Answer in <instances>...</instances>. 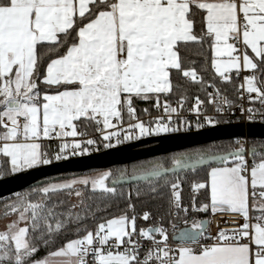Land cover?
Here are the masks:
<instances>
[{"label": "snow or ice", "instance_id": "6c2138e0", "mask_svg": "<svg viewBox=\"0 0 264 264\" xmlns=\"http://www.w3.org/2000/svg\"><path fill=\"white\" fill-rule=\"evenodd\" d=\"M205 42L223 82H231L233 72L253 71L240 87L264 105V79L254 71L264 64V0H0V171L21 173L99 151L98 140L79 130L82 125L95 127L105 149L180 132L186 97L176 107L165 100L164 115L147 122L134 106L136 100L154 99L161 108V94L176 87L174 74L202 90L213 88L208 103L224 115L232 101L204 81L195 61L186 66L182 56ZM203 104L197 96L191 109L196 128L220 124L204 115ZM241 111L252 120L258 110L241 106ZM182 124L184 131L192 127L186 118ZM44 141L56 142V150L50 154ZM236 145L219 155L175 154L170 167L154 161L131 173L74 175L15 193L3 203L4 215L16 218L0 231V264H264V151L246 149L239 140ZM203 166L206 177L191 183L193 195L185 205L187 174ZM129 175L145 181L147 190L137 184L135 192L126 191ZM84 190L101 193L108 203L93 211L84 205ZM60 194L77 197L84 211L58 212L63 201L54 198ZM144 196L164 200L165 212L158 223L138 227V220H153L151 211L138 213L133 203ZM120 200L126 201L121 214L102 217L94 229L81 226ZM201 213L242 222L217 225L212 234L211 221H190ZM178 219L190 227L176 235ZM73 224L78 238L38 256Z\"/></svg>", "mask_w": 264, "mask_h": 264}, {"label": "trees", "instance_id": "16d2710c", "mask_svg": "<svg viewBox=\"0 0 264 264\" xmlns=\"http://www.w3.org/2000/svg\"><path fill=\"white\" fill-rule=\"evenodd\" d=\"M199 20V17L197 18ZM199 23L196 24V30L199 31L200 27ZM182 56L184 57V62L186 66H190L192 61H195V67L197 69V72L204 77V81L208 84L214 85L216 88H219L222 93L228 94L231 98L236 99L237 91L239 87V80L234 78L231 80V82H223L221 78L215 73L214 69L211 67V58L212 53L209 50V44L205 42L202 46L200 45H192L188 49L184 50L182 52ZM256 74L259 79H262L264 76V64L259 65L258 69L255 70ZM173 84L176 86L174 88L173 93L168 94L167 96L161 95L160 101L164 99H178L181 97L186 98H192L195 96L199 97H206L207 92H210L213 90V88H207L206 90H202L200 85H197L195 83L189 82L186 78H183L179 74H174L173 76ZM155 102L154 99L150 100H136L134 102V105L138 108L141 107L143 103L153 104ZM82 129H85L89 132H95L94 126H88L84 127L83 125L80 127ZM195 130V128L193 129ZM256 146L261 151H264V140L263 139H250V147ZM235 147V140H223L218 142H213L207 145L198 146L196 148L190 149L196 150V149H209L211 153H226L228 151L234 150ZM189 151V150H186ZM175 154V153H173ZM173 154H169L166 156L160 157L161 162L165 163L166 166H171V160L169 159ZM251 155H250V163H251ZM146 161V160H145ZM145 161H139L133 164H128L124 166H117L114 169H127L129 173L132 172V169L134 167H142L143 163ZM144 166H147V164H144ZM90 172V171H89ZM13 173L8 171H0V178L4 176L11 175ZM80 175V173H73L69 175H65L60 178H53L50 181H59L61 179H64L65 177H71V176ZM181 176H184V173L181 174ZM206 177V169L205 170H199L197 173L193 174L192 172H188L187 177L185 179V182L183 183V201L185 205H188L190 199L192 198V192L190 185L195 180H204ZM49 181H46L44 183H47ZM41 183V184H44ZM39 184V185H41ZM135 185L132 186H123L124 189L127 191L129 187H131L132 191L135 192ZM142 188V191H146V182L139 184ZM38 186V185H36ZM35 186V187H36ZM33 187V188H35ZM31 189V188H29ZM24 190L22 192L28 191ZM13 197V195L5 197L3 199H0V209L3 208V203L5 200H10ZM201 200H203V196L200 197ZM56 202L63 201V204H61L56 210L58 212H64L67 213L70 209L73 212H83L84 208L80 207V200L73 196H67L65 194H60L58 197L54 198ZM84 205L93 211L95 210L97 205H100L101 207L104 206V204L108 203V201H105L101 197V193L97 192L95 194L91 193L89 190H84ZM133 203L136 204L137 212L143 213V211H151L153 213V220L148 223L144 222L142 220H138V227H148L151 224H156L159 221V218L161 215L165 212V201L160 199L153 200L151 197L144 196L139 200L133 199ZM73 205H77L76 208H72ZM126 205V201L120 200V201H112L111 202V208L107 212H98L96 214V219H87L83 222L81 225L86 226L88 229H94L96 226V223L100 221L102 217L105 216H113V215H119L123 211V208ZM208 217V214H201V217ZM179 220V219H178ZM177 221V220H176ZM84 233L81 232L80 235H83ZM78 238L76 234V225H69L68 227L64 228L60 233H58L55 237V243L50 245L48 249H42L40 253L38 254L39 257H43L47 251L55 250L56 248L61 247L65 242L71 239Z\"/></svg>", "mask_w": 264, "mask_h": 264}, {"label": "water", "instance_id": "95a60500", "mask_svg": "<svg viewBox=\"0 0 264 264\" xmlns=\"http://www.w3.org/2000/svg\"><path fill=\"white\" fill-rule=\"evenodd\" d=\"M240 138L264 140V123L221 124L201 130L145 137L91 155L73 157L65 161L55 162L51 165L4 176L0 178V199L33 188L53 178L58 179L73 173L83 174L92 170L124 166L190 150L213 142ZM215 154L219 155L224 153ZM206 167L203 166L204 169ZM144 182L133 181L129 175L125 177L123 186H132ZM185 228L179 229L176 235H179Z\"/></svg>", "mask_w": 264, "mask_h": 264}, {"label": "built area", "instance_id": "2783aa9c", "mask_svg": "<svg viewBox=\"0 0 264 264\" xmlns=\"http://www.w3.org/2000/svg\"><path fill=\"white\" fill-rule=\"evenodd\" d=\"M250 74H253L252 70L251 71L242 70L240 72L239 76H236L235 73H232V79H234V78L238 79L240 84H239V87H238L236 99H233L228 94L221 92L223 96H226L228 98V100L232 101V103H233V106H232L231 110L230 111H226L224 113V115H218L217 114V112L215 110L216 105L208 103V96H206L205 98L204 97H200V99L204 101V104L201 106V110L204 113V115L213 116V117H216V118L221 120V123L217 124L215 126H218V125H221V124H237V123H243V124L264 123V116L261 115V113H264V105H261L258 100H256L255 102L251 101L249 99V94L246 91V87L245 88H241L240 87L242 84H245L244 77L246 75H250ZM255 74H256V71H255ZM212 91H214V89L211 90L210 92H212ZM251 95L255 96V94H251ZM196 97L197 96L192 97V98H186V102L184 103L183 109L181 111V118L182 119L183 118L188 119L191 122V124H192V127H191V129L189 131H195V130H201V129L215 127V126L207 125L204 128H199V129L196 128L195 125H196L197 116H196V114L194 112L191 111V109L193 108V106L196 103ZM241 97H243V98H241ZM165 100H167L168 103H170L172 105V107H176L177 106V101L180 100V98H178V99H164V100H161L160 101L161 102V108H159V109L156 108L155 102L153 104H151V105L148 104V103H143L140 108H138L137 106L134 105L136 110H137L136 111L137 116L139 117V119L147 122L149 120H155L157 117L164 115L162 106H163ZM219 102H220L219 97H217V104ZM241 106L244 109L253 108L254 110H258L255 118L252 119V120H249L248 119L249 113H247V112H243L242 113ZM144 109H147L148 112L145 113ZM124 119H125L124 127L126 128L127 127V120H128V117H127L126 113L124 115ZM173 119L176 120L175 115L173 116ZM182 119L180 121L181 127H182V130L180 132L166 133V134H176V133H182V132H189V131H184L183 130ZM200 119L203 120V116H201ZM194 128H195V130H193ZM79 130L87 131V130L82 129V128H80ZM87 134H88L87 138L97 139L98 142L100 143V150L99 151H93L91 154L107 150V149H105L103 147V142L100 141L99 133L96 131V129H95V132L87 131ZM71 139L72 138H69V140H71ZM236 140H239L241 145H243L246 149H250L251 148L250 147V139L240 138V139H236ZM236 140H235L234 149L237 147ZM134 141H137V140L128 141V142H125L123 144L134 142ZM44 144H45L46 147L50 146L49 147L50 154L52 152H54L56 150V148H57V143L54 142V141H52V142L44 141ZM123 144H120V145H123ZM120 145H117V146H120ZM71 158H73V157H71ZM247 158L249 159V162H250V155ZM201 214H203V213H201ZM201 214H193V216L190 217V221H191V219H196V220H204V219H206V220L211 221L210 231H211L212 234H215L218 231L217 225H219L220 227H232V226H234L233 223H232L233 220H235L236 223L242 222V221L239 220L238 217L237 218H231V217L222 216V215L212 216L210 213L208 214V217H205V216L201 217ZM225 220H229V223L225 224L224 223ZM175 223H176V233L178 232L179 229H181L183 227H190V223H189V225H185L183 223L182 219H179V220L175 221Z\"/></svg>", "mask_w": 264, "mask_h": 264}, {"label": "rangeland", "instance_id": "374dc122", "mask_svg": "<svg viewBox=\"0 0 264 264\" xmlns=\"http://www.w3.org/2000/svg\"><path fill=\"white\" fill-rule=\"evenodd\" d=\"M197 150H202V151H205V152H207L209 154H215V153H211L209 151V149H204V148L192 150L191 152H194V151H197ZM107 170H112L114 173H117V174L120 171V169H114L113 170V168H109V169H102V170L101 169H99V170H92L90 172H86V173H83V174H80V175H97V174H99V173H101L103 171H107ZM76 176H79V175H76ZM68 178H70V177H65L64 179H68ZM64 179H61V180H64ZM15 218H16L15 216H8V217H6L4 215V208H1L0 209V231L6 230L7 224L10 223V221L13 220V219H15ZM21 226H23V225H21Z\"/></svg>", "mask_w": 264, "mask_h": 264}, {"label": "flooded vegetation", "instance_id": "af4514ba", "mask_svg": "<svg viewBox=\"0 0 264 264\" xmlns=\"http://www.w3.org/2000/svg\"><path fill=\"white\" fill-rule=\"evenodd\" d=\"M184 152H191V151H190V150H189V151L184 150V151H181V152H177V153H175V154L184 153ZM172 154H173V153H172ZM175 154H173V155H175ZM144 161H145V160H144ZM154 161H161V160H160V157H156V158H153V159L146 160L142 165H143V166H144V164H147V165H148L149 162H154Z\"/></svg>", "mask_w": 264, "mask_h": 264}, {"label": "crops", "instance_id": "0c3cea01", "mask_svg": "<svg viewBox=\"0 0 264 264\" xmlns=\"http://www.w3.org/2000/svg\"><path fill=\"white\" fill-rule=\"evenodd\" d=\"M244 71H251V70H244ZM233 73H235V72H233ZM262 79H264V76H263V78ZM161 95H163V94H161Z\"/></svg>", "mask_w": 264, "mask_h": 264}]
</instances>
